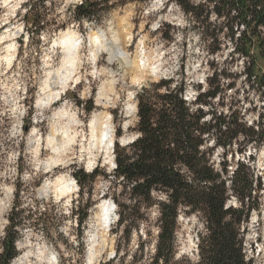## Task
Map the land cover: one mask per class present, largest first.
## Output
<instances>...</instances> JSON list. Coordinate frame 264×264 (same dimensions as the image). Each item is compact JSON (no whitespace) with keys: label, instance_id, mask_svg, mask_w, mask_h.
Segmentation results:
<instances>
[{"label":"rangeland","instance_id":"rangeland-1","mask_svg":"<svg viewBox=\"0 0 264 264\" xmlns=\"http://www.w3.org/2000/svg\"><path fill=\"white\" fill-rule=\"evenodd\" d=\"M26 1L0 0V241L20 187L18 203L29 226L20 232L19 254L12 264H58L60 258L103 264L113 258L116 241L111 232L116 208L105 232L97 221L100 208L114 204L104 197L108 182L96 179L90 192L86 187L88 196L84 192L82 198L88 203L87 218L77 227L71 210L81 197L73 173L78 169L90 173L96 167L105 173L113 170L115 142L127 145L135 137L131 131L137 120L135 92L151 82L184 79V99L192 100L196 87L203 91L207 78L216 72L213 82L221 93L215 106L224 116L233 114L253 126L263 102L245 80L243 58L233 53L221 30L222 21L214 16L208 21L209 32L217 40L210 44L179 6L167 0H98V15L80 24L71 16L82 0H52L43 4L50 24L38 37L29 38L22 8ZM99 33L105 35V43L117 38L132 65L104 48L96 49L89 38ZM65 34L80 44L75 61L68 64L57 44ZM140 60L155 75L139 80L132 66ZM64 81L67 87L58 95ZM90 106L87 113L84 108ZM93 117L109 119L110 156L93 146L87 126ZM232 149L238 152L234 158L228 154L223 159L227 170L236 163L246 166L261 184L253 193L259 209L251 212L244 235L246 255L254 264H264V142L254 147L239 136ZM229 205L239 206L235 198H230ZM42 206L48 210L42 215L45 227L39 219L45 213ZM179 224L177 255L191 256L200 222L195 215H180ZM94 234L96 241L91 244ZM135 240L134 235L133 247Z\"/></svg>","mask_w":264,"mask_h":264},{"label":"trees","instance_id":"trees-1","mask_svg":"<svg viewBox=\"0 0 264 264\" xmlns=\"http://www.w3.org/2000/svg\"><path fill=\"white\" fill-rule=\"evenodd\" d=\"M46 2L52 0H27L22 5L29 38L38 37L50 24L43 10ZM167 2L178 5L210 44L217 40V35L209 32L210 17L222 21L221 30L233 45V53L243 58L244 78L263 102V111L253 126H246L238 116L218 112L215 102L221 90L213 82L216 72L207 78L203 91L196 87V95L188 101L184 99V79L142 86L135 92L137 120L131 129L137 137L127 145L115 142V167L110 173L99 167L90 173L82 169L73 173L81 198L71 213L76 226L82 227L88 209L82 196L84 192L88 196L96 179L101 178L108 182L104 197L113 201L118 217L111 230L116 238L114 256L103 264H254L245 259L243 244L250 214L259 209L253 193L261 184L241 164L228 171L223 159L228 154L234 158L238 150L232 148L239 136L254 147L264 142V0ZM100 3L82 0L73 7L72 20L79 24L92 21ZM91 109L84 108L87 113ZM19 193L20 187L0 241V264H12L19 254L16 242L20 232L29 226L22 218ZM230 198L239 206H227ZM41 209L45 213L39 219L45 227L42 215L48 210L45 206ZM180 215H195L200 222L196 251L191 256L177 255ZM79 250H83L81 246ZM58 264L84 263L82 259L70 262L60 258Z\"/></svg>","mask_w":264,"mask_h":264},{"label":"bare ground","instance_id":"bare-ground-1","mask_svg":"<svg viewBox=\"0 0 264 264\" xmlns=\"http://www.w3.org/2000/svg\"><path fill=\"white\" fill-rule=\"evenodd\" d=\"M89 40H90V43L93 44L96 49L104 48L110 54L112 55L116 54L119 57H121L124 60V62L127 64V66L132 65L133 62L130 63V61H128L126 58L125 52L121 50V48L118 47L119 44L117 45V42H118L117 38H114L112 42L110 43L108 42L105 43L106 42L105 35L103 33H99L98 35L93 34L89 38ZM57 44L60 45L61 48H63L64 60L66 62L67 61L71 62L77 57L76 56L78 53L77 48L80 44L77 42L76 39L73 38V36L71 37L70 35H67V34L62 35L61 38L58 40ZM92 60L96 61L95 54L92 55ZM140 62L142 61L140 60L139 62L138 61L134 62L132 66L133 69H135L136 74H138L139 80L146 79L147 77H150L149 75H155V71L152 70V68H151L152 71L148 73V71L146 70V64L140 63ZM65 87H67L66 81L62 83L61 90L57 94L58 95L61 94V91L64 90ZM109 124H110L109 119L106 118L105 121H99L97 117H93L87 124L89 131H90L91 138L94 141L93 146H95L97 149H103L108 156L112 155V145H113V133H112V130ZM110 161H111V164H113L114 166V163H112L113 160H110ZM68 186L70 189L73 188V184H69ZM113 215H114V208L112 204H107V205H104L102 208H100V213H99V217L97 220L99 229L101 228L105 232L109 228L112 222ZM96 237L97 236L95 234L93 236H90L91 244L95 243L94 241H96L95 240ZM243 252L245 255V259L247 260L246 251H243ZM248 260H250L249 257H248Z\"/></svg>","mask_w":264,"mask_h":264},{"label":"built area","instance_id":"built-area-1","mask_svg":"<svg viewBox=\"0 0 264 264\" xmlns=\"http://www.w3.org/2000/svg\"><path fill=\"white\" fill-rule=\"evenodd\" d=\"M228 205H229V202H228ZM250 219V218H249ZM243 246H244V251H246V243H245V241H244V244H243ZM247 261H248V256H247Z\"/></svg>","mask_w":264,"mask_h":264},{"label":"water","instance_id":"water-1","mask_svg":"<svg viewBox=\"0 0 264 264\" xmlns=\"http://www.w3.org/2000/svg\"><path fill=\"white\" fill-rule=\"evenodd\" d=\"M136 137H137V136H135V138H136ZM135 138H134V139H135ZM114 166H115V163H114Z\"/></svg>","mask_w":264,"mask_h":264}]
</instances>
